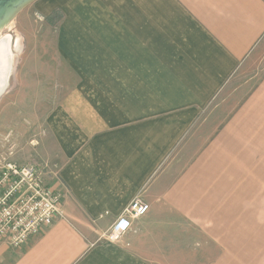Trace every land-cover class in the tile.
I'll return each mask as SVG.
<instances>
[{
  "label": "crops",
  "instance_id": "crops-1",
  "mask_svg": "<svg viewBox=\"0 0 264 264\" xmlns=\"http://www.w3.org/2000/svg\"><path fill=\"white\" fill-rule=\"evenodd\" d=\"M32 5L62 64L61 98L38 101L63 216L9 263L1 242L0 264H264V228L247 224L261 216L264 0ZM137 195L149 212L106 240Z\"/></svg>",
  "mask_w": 264,
  "mask_h": 264
},
{
  "label": "rangeland",
  "instance_id": "rangeland-1",
  "mask_svg": "<svg viewBox=\"0 0 264 264\" xmlns=\"http://www.w3.org/2000/svg\"><path fill=\"white\" fill-rule=\"evenodd\" d=\"M58 19L55 12L51 21L56 22ZM50 26L31 4L0 32V37L11 35L13 57L8 85L0 97V159L5 158L19 164L35 161L41 168L44 167L45 177L54 176L52 170L56 165L51 163L50 151L55 152L57 149L46 122L51 109L43 107L38 100L61 98L60 86L63 83L59 74L61 60L54 48L55 32ZM259 63L251 76L263 73L264 56ZM30 85H33L34 91H30ZM36 89L39 91L36 92ZM235 93L237 89L230 91L225 97L229 98ZM260 195L261 204L257 200V189L255 205L249 204L252 211L261 214L260 219L249 220L247 224L256 222L264 228V172ZM108 231L109 229L105 234ZM24 245L12 248L11 257L6 263L13 261Z\"/></svg>",
  "mask_w": 264,
  "mask_h": 264
},
{
  "label": "built area",
  "instance_id": "built-area-1",
  "mask_svg": "<svg viewBox=\"0 0 264 264\" xmlns=\"http://www.w3.org/2000/svg\"><path fill=\"white\" fill-rule=\"evenodd\" d=\"M43 168L35 161L19 164L0 159V243L19 248L63 216L62 195L48 185ZM149 209V204L136 196L103 237L119 241Z\"/></svg>",
  "mask_w": 264,
  "mask_h": 264
},
{
  "label": "water",
  "instance_id": "water-1",
  "mask_svg": "<svg viewBox=\"0 0 264 264\" xmlns=\"http://www.w3.org/2000/svg\"><path fill=\"white\" fill-rule=\"evenodd\" d=\"M35 1L36 0H0V32L14 20L23 9ZM9 75L10 71L5 85L0 88V97L7 88Z\"/></svg>",
  "mask_w": 264,
  "mask_h": 264
},
{
  "label": "bare ground",
  "instance_id": "bare-ground-1",
  "mask_svg": "<svg viewBox=\"0 0 264 264\" xmlns=\"http://www.w3.org/2000/svg\"><path fill=\"white\" fill-rule=\"evenodd\" d=\"M11 46V35L0 37V88L5 85L13 63Z\"/></svg>",
  "mask_w": 264,
  "mask_h": 264
}]
</instances>
